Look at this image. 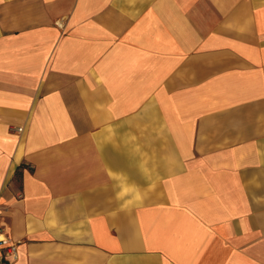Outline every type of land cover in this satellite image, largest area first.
<instances>
[{"label": "crops", "instance_id": "crops-1", "mask_svg": "<svg viewBox=\"0 0 264 264\" xmlns=\"http://www.w3.org/2000/svg\"><path fill=\"white\" fill-rule=\"evenodd\" d=\"M0 218L10 264H264V0H0Z\"/></svg>", "mask_w": 264, "mask_h": 264}, {"label": "built area", "instance_id": "built-area-1", "mask_svg": "<svg viewBox=\"0 0 264 264\" xmlns=\"http://www.w3.org/2000/svg\"><path fill=\"white\" fill-rule=\"evenodd\" d=\"M18 244L19 240L11 237L7 227L0 218V264H10L11 261L17 258Z\"/></svg>", "mask_w": 264, "mask_h": 264}]
</instances>
